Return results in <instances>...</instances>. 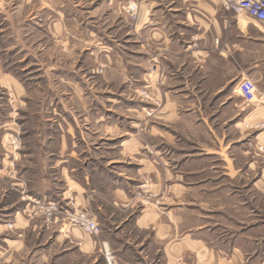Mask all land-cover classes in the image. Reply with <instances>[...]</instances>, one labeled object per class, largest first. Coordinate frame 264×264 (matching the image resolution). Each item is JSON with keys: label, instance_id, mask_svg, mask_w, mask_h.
<instances>
[{"label": "crops", "instance_id": "0c3cea01", "mask_svg": "<svg viewBox=\"0 0 264 264\" xmlns=\"http://www.w3.org/2000/svg\"><path fill=\"white\" fill-rule=\"evenodd\" d=\"M127 1L132 0H48L38 9V20L45 21L43 33L62 47L65 56L72 57L76 48L87 54L89 43L95 40L108 46L91 53H95L93 62L105 65L104 73L95 76L102 96L75 100L81 106L94 102L99 108L92 114L84 111L79 121L69 114L55 116L59 132L49 146L60 156L84 155L82 161L74 157L80 165L69 164L64 157L54 164L63 182L59 192L66 205L72 202L89 209L100 231L93 235L60 223L48 225L42 215L32 216L34 206L16 195L1 205L4 210L11 207L1 214L13 215L14 228L8 230L0 223V264H106L103 242L116 256V264H150L154 254L162 264H243L236 249L227 259L204 239L206 225L199 221L203 215L194 212L211 206L209 197L224 191H219L214 178H198L203 170L200 162L186 160L184 148L174 147V139L186 134L201 137L202 130L219 136L205 107L231 110L235 98L231 87L226 91L224 83L233 77L226 78L219 65L226 54L218 48L229 47L233 27L244 33L247 23L243 28L236 18L234 24L233 13L220 0H133L139 3L133 29L122 11ZM192 42L199 43L200 49H191ZM46 52L51 58L58 55ZM153 56L160 62L152 63ZM149 63L154 71L147 79ZM57 67L50 66V75L72 89L73 73ZM0 68V89H18V79L3 69V63ZM84 76L75 80L81 90L84 85L90 88L89 77ZM145 79L162 106L155 115L145 111L152 104L136 95ZM146 118L151 122L141 126L142 136L139 126ZM8 123V117L0 115V165L5 161ZM157 143L173 146V157L161 154ZM149 145H154L159 160ZM140 184L160 196V207L152 203L139 209L134 206L131 195ZM37 187L39 193L41 186ZM9 192L1 186V199ZM26 232L40 241L28 247Z\"/></svg>", "mask_w": 264, "mask_h": 264}, {"label": "rangeland", "instance_id": "374dc122", "mask_svg": "<svg viewBox=\"0 0 264 264\" xmlns=\"http://www.w3.org/2000/svg\"><path fill=\"white\" fill-rule=\"evenodd\" d=\"M45 1L48 0H0V65L3 63V69L20 82L18 89H0V115L3 118L8 117L9 121L4 131L5 161L0 165V185L3 189L10 190L3 200L0 196V214L11 209V207L1 209L3 202L13 201L18 195L26 204L29 202L34 206L32 216L42 215L48 225L60 223L79 229L68 224L65 219L66 211H85L96 223L97 221L89 209L76 207L72 202L66 205L61 201L59 191L63 188V182L60 170L54 164L64 157L68 158L67 163L77 165L85 157L74 156L81 159L80 161L64 154L60 156L52 152L49 146L54 141L53 136L59 132L54 126L55 116L69 114L79 121L84 111L92 114L99 108L94 102H90L88 106H81L75 100L80 96L89 99L102 96L98 93L101 90H98L97 77L104 73L105 65L102 62H93L91 57H95V53H91L94 49H108V46L102 40H95L89 43V54H80L79 48H76L72 57L65 56L62 47H56V44L50 42L43 33L46 29L45 21L40 22L37 18L38 9ZM129 5L136 6L134 17L127 12ZM122 11L128 17L129 27L135 29L138 21V1H127L122 6ZM231 16L234 24L236 18L247 23L244 33L233 27L229 47L218 48L226 54L224 63L219 65L223 68L226 78L233 77L231 82L226 81L224 84L226 91L232 88L235 103L231 110L225 106L205 107L206 110L210 109V120L219 136L212 137L207 131L202 130L201 137L186 134L184 137L175 138L174 147L179 151L184 148L186 160L194 161L195 164L200 162L198 165L203 170L198 178H214V183L219 185V191L221 189L224 191L209 197L211 206L200 208L201 210L198 208L194 212L196 215L205 216L199 218V221L206 225L203 228L206 231L204 234L206 242L227 259L236 249L234 252L239 253L243 264H263L264 129L261 127V121L264 112L261 109H264V96L255 102L246 103L235 90L239 79L247 76L255 83L258 92H264V27L245 16L237 17L234 14ZM190 48L197 50L200 49V45L192 42ZM40 49L43 51L41 54ZM44 50L58 55L51 58L50 53L45 54ZM151 62L160 61L158 57L153 56ZM152 63L148 65L147 79L148 74L154 71ZM56 65L62 72L66 70L73 73L72 89L65 87L54 75H50V66ZM82 74L85 78L89 77L90 88L84 85L81 90L80 86L75 84V80ZM136 95L139 100L152 104L146 107L147 114L155 115L160 112L162 106L152 95L149 80L145 79L136 89ZM150 122V118L144 119L139 130L142 125ZM50 132H53L52 137ZM139 134L143 136L142 129ZM143 140L145 141L144 137ZM157 145L162 150L161 154L173 157L175 152L173 146L166 143ZM153 146L149 145L148 150L157 156L156 160H159L160 154L155 152ZM15 184L20 186L17 187ZM37 186H41L39 193ZM142 186L135 185L133 188L131 197L136 202L134 206L139 209L152 203L160 207V196L145 191V187ZM44 194L46 197L43 198ZM48 202L54 203L58 210L51 218H47L41 210V206ZM2 214L0 223H4L8 230H12L13 215L5 217ZM191 219L192 217L187 219L188 222ZM97 225L99 233L100 227L98 223ZM24 237L28 247L35 241H40L34 234L28 232ZM105 246L109 249L107 243L103 242L102 253ZM109 251L114 256L116 264V256L110 249ZM22 256L26 259L27 254L24 253ZM149 262L162 264L157 254L150 257Z\"/></svg>", "mask_w": 264, "mask_h": 264}, {"label": "built area", "instance_id": "2783aa9c", "mask_svg": "<svg viewBox=\"0 0 264 264\" xmlns=\"http://www.w3.org/2000/svg\"><path fill=\"white\" fill-rule=\"evenodd\" d=\"M220 2L225 10L231 11L235 16H245L264 27V0H220ZM127 12L134 17L136 6L129 5ZM236 92L246 103L255 102L258 98L261 99L264 96V92H258L255 83L247 76H242L239 79L236 84ZM261 127L264 129V117L261 121ZM41 210L44 211L47 218H51L58 211L52 202L42 205ZM65 219L68 221V224L76 226L86 233H98L97 223L85 211H66ZM103 256L106 264H115L114 256L106 246L103 250Z\"/></svg>", "mask_w": 264, "mask_h": 264}, {"label": "bare ground", "instance_id": "6f19581e", "mask_svg": "<svg viewBox=\"0 0 264 264\" xmlns=\"http://www.w3.org/2000/svg\"><path fill=\"white\" fill-rule=\"evenodd\" d=\"M241 26L244 28V26H245V22L244 21L241 22Z\"/></svg>", "mask_w": 264, "mask_h": 264}]
</instances>
